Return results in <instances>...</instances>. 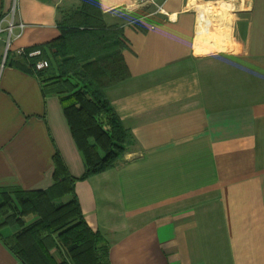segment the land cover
Returning a JSON list of instances; mask_svg holds the SVG:
<instances>
[{"label":"crops","instance_id":"obj_1","mask_svg":"<svg viewBox=\"0 0 264 264\" xmlns=\"http://www.w3.org/2000/svg\"><path fill=\"white\" fill-rule=\"evenodd\" d=\"M14 1L24 28L2 68L0 35V188L48 189L57 153L76 177L84 158L53 80L43 83L17 50L59 38L84 1L0 0V19ZM157 1L163 10L97 0L106 28H86L99 32L84 36L88 60L106 45L123 60L126 76L103 92L136 143L77 181L84 217L106 239L110 264H264V0ZM47 53L44 78L60 60ZM50 252L71 262L60 243ZM0 264H24L1 239Z\"/></svg>","mask_w":264,"mask_h":264},{"label":"trees","instance_id":"obj_2","mask_svg":"<svg viewBox=\"0 0 264 264\" xmlns=\"http://www.w3.org/2000/svg\"><path fill=\"white\" fill-rule=\"evenodd\" d=\"M83 1L81 12L59 23L62 32L59 38L26 48L42 50L41 56L29 58L32 62L47 58L48 49H53V56L60 58L58 73L52 77L44 78L45 70L34 71L43 77V83L53 80L51 85H55L53 90L60 95L73 138L83 155L85 172L79 177L70 175L57 153L54 160L57 182L48 189L0 188V239L24 264H110L106 239L85 219L75 186L79 180L114 167L128 145L136 140L103 92L109 81L126 76L123 60L118 63L116 52H111L112 45H106L105 55L88 60L90 53L85 52L88 36H84L86 32L90 35L99 32L86 28L99 27L104 31L106 26L98 18L97 0ZM49 62L47 69L54 65L50 59ZM65 194L70 195L69 200L53 203ZM30 214H36L38 219L27 224L23 218ZM15 225L20 228L16 234L2 236L5 227ZM59 243L71 262L66 259L57 262L51 254Z\"/></svg>","mask_w":264,"mask_h":264},{"label":"built area","instance_id":"obj_3","mask_svg":"<svg viewBox=\"0 0 264 264\" xmlns=\"http://www.w3.org/2000/svg\"><path fill=\"white\" fill-rule=\"evenodd\" d=\"M134 4L137 6L144 5L146 3L157 5L159 10H163L162 6L158 4L157 0H133ZM16 1H14V4L9 11V13H6L1 17L0 19V35L2 33H7L6 38V49L3 56V63L1 64V68L4 66V61L7 59L10 53V49L12 47V44L14 40L18 39L22 35V31L24 28V24L17 23L16 22ZM19 26L21 28V32L15 33V28ZM17 54L21 56H26L27 58H36L37 56L42 55L41 49H33L28 51L26 48H20L17 50ZM50 65V62L45 57H40L39 59L32 62V68L36 71H43L47 69Z\"/></svg>","mask_w":264,"mask_h":264},{"label":"bare ground","instance_id":"obj_4","mask_svg":"<svg viewBox=\"0 0 264 264\" xmlns=\"http://www.w3.org/2000/svg\"><path fill=\"white\" fill-rule=\"evenodd\" d=\"M209 4H213V3H218L220 4L221 6H228V7H231L233 8L234 7V1L233 0H219L218 2H208Z\"/></svg>","mask_w":264,"mask_h":264},{"label":"rangeland","instance_id":"obj_5","mask_svg":"<svg viewBox=\"0 0 264 264\" xmlns=\"http://www.w3.org/2000/svg\"><path fill=\"white\" fill-rule=\"evenodd\" d=\"M208 1V0H207Z\"/></svg>","mask_w":264,"mask_h":264}]
</instances>
